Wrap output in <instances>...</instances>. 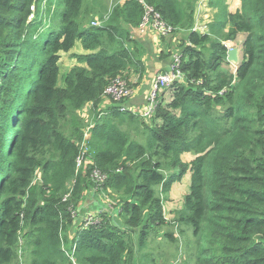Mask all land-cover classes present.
I'll use <instances>...</instances> for the list:
<instances>
[{"label": "trees", "instance_id": "16d2710c", "mask_svg": "<svg viewBox=\"0 0 264 264\" xmlns=\"http://www.w3.org/2000/svg\"><path fill=\"white\" fill-rule=\"evenodd\" d=\"M145 1L171 34L186 35L183 79L170 103L160 99L152 125L119 106L100 108L110 80L146 72L132 36L144 16L138 1H116L91 27L81 23L86 0H0V264L17 262L20 242L26 264H72L62 244L75 245L78 264H131L165 223L161 195L186 173L177 221L191 230L192 263L264 264V0H240L234 13L226 0H209L216 15L205 33L192 30L199 0ZM228 26L227 40L245 35L235 75L221 70ZM77 44L80 65L60 86L61 53ZM89 104V161L77 170ZM94 170L105 176L96 191L110 193L119 213L100 211L84 227L74 213L95 188Z\"/></svg>", "mask_w": 264, "mask_h": 264}, {"label": "rangeland", "instance_id": "374dc122", "mask_svg": "<svg viewBox=\"0 0 264 264\" xmlns=\"http://www.w3.org/2000/svg\"><path fill=\"white\" fill-rule=\"evenodd\" d=\"M93 1V0H92ZM91 0H86L85 7L82 13L81 17V23H83V26L85 25H90V22L93 19H100L101 17L108 16L110 14V9L115 5V2L118 0H96L95 2L92 3ZM142 1V0H140ZM119 2H122V0H119ZM144 4L149 6L145 0H143ZM199 4L204 6L205 2L204 0H199ZM197 2V3H198ZM95 3V4H94ZM226 4V2H225ZM92 5H94V10H91L92 12L89 13L88 15H85V11L90 8ZM203 8V7H202ZM85 15V16H84ZM32 17V16H31ZM207 20L203 17L197 19L196 26L200 28L204 25V22ZM136 29V28H134ZM141 31L140 29H138ZM147 30H151L154 32L152 29H145L142 32H145ZM193 31H196V28H192ZM204 32V31H200ZM172 34H169V36ZM179 38L181 39L180 44L184 43L186 40V35L183 33H179ZM177 47V46H176ZM178 48V47H177ZM180 49V48H179ZM174 52L175 54L172 56H179L180 60L182 58V50H179ZM180 51V52H179ZM83 51L81 50L80 46L77 44L74 49L70 53H61V59L59 62L60 65V74H59V81L58 85L63 86V82L61 81V78L68 73L69 69H71L74 66H79L80 64L74 57V55L82 53ZM171 58V60H172ZM142 60V57H141ZM242 59H239L238 63H231L233 65H229L227 69L222 70L223 72L229 74V75H235L236 74V69L240 65V62ZM224 65H227L224 63ZM166 72V71H165ZM143 76H146V72ZM163 73V72H162ZM135 73L129 72L128 73H123L121 76L123 77V80L126 83V86L131 90L132 94L130 97L126 98L125 100L113 103V101L107 99L104 97V100L108 103L109 107L113 106H119L120 108L125 107V108H130V112L132 114L133 111L131 110L130 103L131 100L135 96V89L139 88L140 85H142V77H139L138 74H135V79H132ZM183 79V78H182ZM181 79V80H182ZM179 80V81H181ZM176 81V82H179ZM175 83V82H174ZM173 83V84H174ZM152 84V83H151ZM147 88V87H146ZM151 88V85H150ZM150 89H148V94H149ZM146 92V94H147ZM140 95H143L142 93ZM162 95L164 96V100L167 102L166 104L170 103L172 97L170 94V88L167 90H164L162 92ZM100 104V108H103V101ZM145 106V105H144ZM91 105H86L83 109V112L81 114V117L83 118V127H82V138L84 137L85 134L89 135L90 137V132L89 129L93 126V123H91V119L89 118V109ZM110 107V108H111ZM143 110L141 108L139 110V113ZM132 111V112H131ZM138 113V114H139ZM155 116V114H154ZM139 118V117H138ZM140 119V118H139ZM154 117L150 121H144L149 125H152L153 123H159L158 121L153 120ZM64 125H67L68 128L70 127L69 125V120L65 122ZM65 126L61 127V130H67L64 129ZM124 131L128 133L133 140H140L136 132L133 130L131 126H124ZM87 140V141H88ZM143 141V140H142ZM144 143V141H143ZM87 144V142H86ZM80 149L79 156L84 159V161H88L89 159L87 158L86 155L89 154V150L80 144H77ZM183 158V162L186 164H189L190 161L194 158L193 154H188L185 155ZM40 176L39 171L36 173V180H38ZM90 181L94 184L95 188H93L91 191L89 189L84 193L83 200L80 202L81 208L78 209L77 213H74V222L75 224H81L82 218L87 215V214H82V203L85 200L87 195H96L97 197L100 198V200L103 202V207L107 205L108 207H112L111 205H115V202L111 199L110 193L107 191H100L97 192L96 190L99 188L101 190V186L103 181H101V177L97 172H92L91 177L89 178ZM189 184H190V176L189 173H186V175L181 179V181L174 183L171 186V189L168 194L161 195V198L163 199V211H164V216H165V223L159 227L156 228L154 231H152L148 241L147 245L145 246L144 249L142 250H137L135 252V259L131 261V264H193L191 257L192 256V236H191V230L187 226H182L178 223V216H179V210L182 207V202H183V197L188 193L189 191ZM72 185V182H69L67 185V188H69ZM93 186V187H94ZM92 188V187H91ZM115 209L114 216H117L119 213L118 207H112ZM111 208V209H112ZM94 214V213H92ZM80 221V223H79ZM74 224V226H75ZM167 236V238H166ZM170 236V237H169ZM62 248L64 250L65 245L62 244ZM28 251L29 248L25 245V243H19L18 245V252H17V262L15 264H26L27 259H28Z\"/></svg>", "mask_w": 264, "mask_h": 264}, {"label": "crops", "instance_id": "0c3cea01", "mask_svg": "<svg viewBox=\"0 0 264 264\" xmlns=\"http://www.w3.org/2000/svg\"><path fill=\"white\" fill-rule=\"evenodd\" d=\"M204 1L206 2L204 6H202L203 8L201 7V5H198L199 2L196 4L195 15H194L193 28H196L197 32L204 31L200 33L207 32V24L211 23L214 20L215 15H216V8L210 7L208 5L209 0H204ZM225 2L227 5V9L230 13H234L240 10V7H241L240 0H226ZM201 17L202 18L204 17L207 21L204 22V25L200 28V26L199 27L196 26V22H197V19ZM228 30H229V26L223 32V37H221V39L227 49H230V48L237 49V57L239 61V59H242L241 47H242V42L245 38V35L238 34L234 40H227L225 36ZM132 36L138 41V43H140L143 46L142 48L143 55L141 57H142V62L146 70V76H143L142 78V85H140L139 88L135 89V92H136L135 96L131 100V103H130L131 110L134 113L138 114L139 110L143 108L144 105L146 104L147 96H148L147 91L148 89H150V85L152 81L154 80V77L157 74L165 72L169 69L171 58L175 54L174 52L178 51L179 48H180L179 50H183V46L185 45L186 40L184 41V43L180 44L181 39L179 38V33L172 34L167 37H160L159 35H157L155 31L153 32L151 30H147L145 32H140L138 30V27L132 30ZM225 64L227 65H224V63L222 64L221 66L222 70L227 69L229 65H233L227 62L226 59H225ZM71 69H69V71ZM131 76H133L132 79H135V74L134 75L132 74ZM141 93L143 95H140ZM160 99H161V102H164L165 104L167 103L164 100V96H161ZM103 104H104L103 108L109 107L107 102H104ZM188 154L189 153H185L181 156L182 161H183L182 157ZM100 211L108 212V214H111V215H114L115 213V209H111L110 207L107 208V205L103 207V202L96 195H87L85 200L82 203V214H87V215L92 214V213L96 214Z\"/></svg>", "mask_w": 264, "mask_h": 264}, {"label": "built area", "instance_id": "2783aa9c", "mask_svg": "<svg viewBox=\"0 0 264 264\" xmlns=\"http://www.w3.org/2000/svg\"><path fill=\"white\" fill-rule=\"evenodd\" d=\"M125 1H138L144 9V16L143 19L138 26V29H140L142 32L145 29H152L154 30L157 35L160 37H167L169 34L172 33V28L167 26L161 19L160 15L150 6H147L144 4L143 0H122V2ZM108 20V16H104L102 20L96 18L93 19L90 22L91 27H96L99 25H102L104 21ZM183 78V74L181 71V60L179 56H174L171 60V63L169 65V69L166 72L159 73L154 77V80L152 81L151 88L149 91V94L147 96V101L145 106L143 107V110L137 114L134 113L137 117L144 121H150L155 114L156 108L160 102V98L162 95V92L164 90H168L174 82L179 81ZM132 94L131 90L126 86L125 81L123 80V77L121 75H117L114 77L112 80L109 81L107 84V87L104 89L103 94H102V99L104 100V97L113 101V103L125 100L126 98L130 97ZM106 102L105 100L103 103ZM120 111L126 112L130 111L129 108L122 107L120 108ZM132 112V111H131ZM92 128V127H91ZM89 129V132L91 130ZM88 134H85L83 137V145L86 148V142L88 139ZM87 149V148H86ZM89 161V160H88ZM86 161V163L88 162ZM85 163L84 159L82 157H78L76 164H77V170L82 168L83 164ZM93 172H97L100 177L101 181L105 180V176L101 175L98 171L94 170ZM68 193L65 195L64 200L67 199L70 195L71 186L68 188ZM97 219V214H88L85 215L82 218V223L84 227H87L94 223ZM68 258L70 259L72 264H78L74 258V251H75V245L71 249V252H68L67 249L64 248L63 250Z\"/></svg>", "mask_w": 264, "mask_h": 264}, {"label": "water", "instance_id": "95a60500", "mask_svg": "<svg viewBox=\"0 0 264 264\" xmlns=\"http://www.w3.org/2000/svg\"><path fill=\"white\" fill-rule=\"evenodd\" d=\"M226 61L229 63H238L237 49L235 48L227 49Z\"/></svg>", "mask_w": 264, "mask_h": 264}]
</instances>
